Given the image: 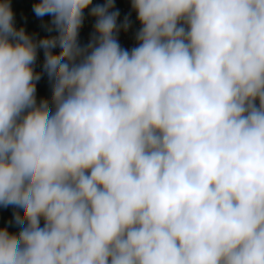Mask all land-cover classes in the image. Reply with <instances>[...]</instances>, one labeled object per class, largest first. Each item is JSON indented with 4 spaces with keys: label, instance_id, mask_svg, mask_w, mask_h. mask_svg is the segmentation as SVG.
<instances>
[{
    "label": "clouds",
    "instance_id": "obj_1",
    "mask_svg": "<svg viewBox=\"0 0 264 264\" xmlns=\"http://www.w3.org/2000/svg\"><path fill=\"white\" fill-rule=\"evenodd\" d=\"M92 3L0 0V264H264V0H131L130 51Z\"/></svg>",
    "mask_w": 264,
    "mask_h": 264
},
{
    "label": "built area",
    "instance_id": "obj_2",
    "mask_svg": "<svg viewBox=\"0 0 264 264\" xmlns=\"http://www.w3.org/2000/svg\"><path fill=\"white\" fill-rule=\"evenodd\" d=\"M104 3L105 0H93L92 5H90L89 8L85 9L83 14L84 19L82 26L79 30V37H78L79 43L82 47L87 46L91 42L95 34L94 25L96 23V18L90 14L91 8L97 5H103ZM113 11L119 12V17L117 19L118 27L123 25L125 18L127 17L129 27L126 31L122 27H120V30L117 34V39L122 48L130 51L132 48L137 46L136 33L139 31L141 27L139 21L137 20V15L135 11L132 9L131 0H114ZM55 35H58V33L57 32L52 33L47 37H51ZM40 39L41 38H38L37 42ZM52 51L54 54H58L60 48L57 46L56 48L52 49ZM44 61H45L44 50L42 48H38L37 59L34 65V70L37 73L41 74V78L38 81L41 85V98H39V100L42 99L50 100L51 87H50L49 78L43 68Z\"/></svg>",
    "mask_w": 264,
    "mask_h": 264
},
{
    "label": "rangeland",
    "instance_id": "obj_3",
    "mask_svg": "<svg viewBox=\"0 0 264 264\" xmlns=\"http://www.w3.org/2000/svg\"><path fill=\"white\" fill-rule=\"evenodd\" d=\"M38 0H10L14 14V25L17 29L23 28L34 40L45 38L56 31H48L51 16L37 17L33 6ZM37 102L41 98V85L36 83ZM17 211L13 206H0V228H9L13 233H18L19 227L13 222V214Z\"/></svg>",
    "mask_w": 264,
    "mask_h": 264
},
{
    "label": "trees",
    "instance_id": "obj_4",
    "mask_svg": "<svg viewBox=\"0 0 264 264\" xmlns=\"http://www.w3.org/2000/svg\"><path fill=\"white\" fill-rule=\"evenodd\" d=\"M10 233H13L9 228H7Z\"/></svg>",
    "mask_w": 264,
    "mask_h": 264
},
{
    "label": "crops",
    "instance_id": "obj_5",
    "mask_svg": "<svg viewBox=\"0 0 264 264\" xmlns=\"http://www.w3.org/2000/svg\"><path fill=\"white\" fill-rule=\"evenodd\" d=\"M11 230V229H10Z\"/></svg>",
    "mask_w": 264,
    "mask_h": 264
}]
</instances>
